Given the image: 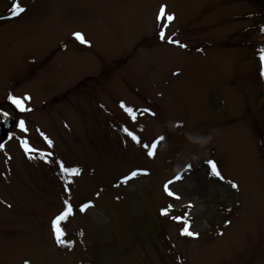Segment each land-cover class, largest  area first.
<instances>
[{
  "label": "rangeland",
  "instance_id": "374dc122",
  "mask_svg": "<svg viewBox=\"0 0 264 264\" xmlns=\"http://www.w3.org/2000/svg\"><path fill=\"white\" fill-rule=\"evenodd\" d=\"M19 2L13 16L16 0H0V106L11 95L31 110L13 105L0 143V264H264V2ZM126 128L165 139L148 157ZM134 169L149 174L121 183ZM66 199L71 247L51 223Z\"/></svg>",
  "mask_w": 264,
  "mask_h": 264
},
{
  "label": "snow or ice",
  "instance_id": "6c2138e0",
  "mask_svg": "<svg viewBox=\"0 0 264 264\" xmlns=\"http://www.w3.org/2000/svg\"><path fill=\"white\" fill-rule=\"evenodd\" d=\"M26 9L24 7L21 6V3L19 2V0H16L15 6L12 9V13L13 16H18L20 14H22L23 12H25ZM174 14H167L166 15V6H161L160 10H159V14L157 16L158 20H163L166 19L168 22H171L174 20ZM261 32H264V27H262L260 29ZM74 37L77 41H79L82 44H86L89 43L85 37L84 34L81 32H75ZM160 38L161 39H166L165 36V32L161 31L160 33ZM169 43H175L180 47H187V45L182 44L180 41L178 40H168ZM260 62L262 64V66H264V48L260 49ZM261 75H264V71L261 72ZM8 99L12 102L13 105L16 106V108L20 111V112H24V111H30L31 109H28L25 107L24 104V100L16 97V96H9ZM25 99H30V97H25ZM121 108H124L125 111L131 115L133 117V119H135V115H134V110L130 107H126V105L123 104V102L121 103ZM144 112L149 111L148 109H144ZM152 115H155V113H152ZM0 116H2L5 120L9 118V113L6 111L0 112ZM19 128L21 129L22 132H26L27 128L25 126V121L23 119L19 120L18 123ZM124 131L131 137V139L138 145H141V147L145 150L146 155L148 157H154L156 155V149L159 145L160 142L164 141L165 137L163 135H160L158 137H156L150 144L148 143H143L140 138L135 135L133 132L129 131L127 128L124 129ZM41 135H43V133H41ZM9 139H13V136H9ZM44 139L47 141L48 145L51 147L52 146V141L50 139H48L46 136L44 137ZM25 150L26 151H30L28 148V144L27 141L25 140L23 142ZM3 145H0V148H3ZM49 156L51 155V153L48 154ZM33 158L31 155H29V159ZM208 165L210 166L211 169V175L218 178L219 180L223 181L225 178L224 176L221 174V172L219 171V169L217 168V164L214 160H208L207 161ZM188 168H191V165H188ZM60 169L62 173H67L69 175H75V176H79L81 174V169H79L78 167H73V168H69L66 167L63 162L60 163ZM149 173L147 172V170L144 169H134L131 170L128 174H126L122 179H121V183L123 184H127L130 180H133L141 175H148ZM175 179L179 180L181 179L180 176H177ZM67 183H71V181H68ZM173 181H168V183H166L164 185V190L165 192L169 195L174 197L175 199H179V196L176 195V193L171 190L169 188V184H172ZM227 183L231 184L232 188H238V185L232 181H227ZM67 192H71L70 188L65 189ZM97 195H99V193H97ZM64 210H62L58 215L55 216V218L52 220V231L53 234L55 236V242L57 244H59L60 246H64V247H71L72 246V241H68L66 240L65 237V232L64 230L60 227L61 222L66 221L68 219L69 216L74 214V210L73 207L71 205L70 200H65L64 202ZM92 207V204L86 203V204H82L80 206V211L83 212L85 211L87 208ZM169 207H171V205H169ZM162 215L167 216L168 215V211L162 210ZM173 219L178 220L181 222L182 224V229H181V234L185 235V236H189V237H198L199 233L190 230L191 229V224L188 220H186L183 216L180 217H173ZM81 235H83V233H81ZM25 264H28V262L26 261Z\"/></svg>",
  "mask_w": 264,
  "mask_h": 264
},
{
  "label": "water",
  "instance_id": "95a60500",
  "mask_svg": "<svg viewBox=\"0 0 264 264\" xmlns=\"http://www.w3.org/2000/svg\"><path fill=\"white\" fill-rule=\"evenodd\" d=\"M11 125L12 123L9 121L0 123V142L5 138L7 131L9 130Z\"/></svg>",
  "mask_w": 264,
  "mask_h": 264
},
{
  "label": "flooded vegetation",
  "instance_id": "af4514ba",
  "mask_svg": "<svg viewBox=\"0 0 264 264\" xmlns=\"http://www.w3.org/2000/svg\"><path fill=\"white\" fill-rule=\"evenodd\" d=\"M0 109H2L3 111H6V112H14L15 111V109H14V106L13 105H11L10 103H6V104H3L2 106H0ZM17 110V109H16ZM10 114V113H9ZM11 115V114H10ZM12 116V115H11ZM2 120V118H0V121ZM10 122H13V119H10L9 120ZM16 122H17V120H16ZM16 126V125H15ZM14 126V127H15Z\"/></svg>",
  "mask_w": 264,
  "mask_h": 264
},
{
  "label": "trees",
  "instance_id": "16d2710c",
  "mask_svg": "<svg viewBox=\"0 0 264 264\" xmlns=\"http://www.w3.org/2000/svg\"><path fill=\"white\" fill-rule=\"evenodd\" d=\"M262 2H264V0H261ZM263 5V7H264V4H262Z\"/></svg>",
  "mask_w": 264,
  "mask_h": 264
}]
</instances>
